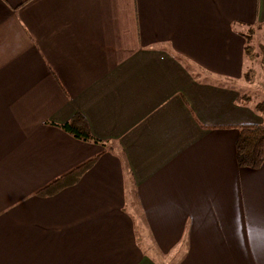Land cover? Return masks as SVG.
Returning <instances> with one entry per match:
<instances>
[{
  "label": "crops",
  "instance_id": "1",
  "mask_svg": "<svg viewBox=\"0 0 264 264\" xmlns=\"http://www.w3.org/2000/svg\"><path fill=\"white\" fill-rule=\"evenodd\" d=\"M261 22L264 0H0V264H159L144 232L209 264V234L264 207V163L235 160L238 125L262 121L229 84ZM77 113L100 143L60 127Z\"/></svg>",
  "mask_w": 264,
  "mask_h": 264
},
{
  "label": "rangeland",
  "instance_id": "2",
  "mask_svg": "<svg viewBox=\"0 0 264 264\" xmlns=\"http://www.w3.org/2000/svg\"><path fill=\"white\" fill-rule=\"evenodd\" d=\"M246 26H241L244 29ZM238 29V26H234ZM263 30L256 31L250 37V44L257 51V42H263L261 36ZM264 63V62H263ZM259 57L257 59H245V73L240 82L229 81V84H235L242 94L243 103L252 102V106L259 102H264V65ZM258 113V112H257ZM261 121H264V113H258ZM257 200L252 204L241 201L240 213L241 220L236 224H230L236 227L230 235H221L215 238L214 233L209 234V247L211 250L209 264H264V207L257 206ZM243 204V206H242ZM255 210V214L249 217L250 211ZM245 214L247 217H245ZM136 221V220H135ZM226 224H229L226 223ZM146 223L137 222L139 234L142 238V232ZM217 225V224H216ZM145 240L141 239L140 248L143 252L151 253L153 259L159 264H182V260L187 253L189 239L180 238L175 245L168 250H159L154 252L150 248L151 239L147 233H143ZM143 241V242H142ZM154 247V246H153ZM215 247H220L216 249ZM254 253V255H253Z\"/></svg>",
  "mask_w": 264,
  "mask_h": 264
},
{
  "label": "trees",
  "instance_id": "3",
  "mask_svg": "<svg viewBox=\"0 0 264 264\" xmlns=\"http://www.w3.org/2000/svg\"><path fill=\"white\" fill-rule=\"evenodd\" d=\"M263 26L264 22H261L255 26H246L238 32L245 39L244 51L247 60H254L259 57L262 63L264 62V38L263 42H258L257 51H254V47L250 44V37L256 31L262 29ZM242 99L243 97L241 96V100ZM246 102H248V99ZM253 108L255 112L264 113V102L257 103L255 107L253 106ZM60 127L77 139L100 143V140L94 138L90 134L85 119L78 113L73 115L68 122L61 124ZM238 128L239 134L235 142V160L237 166L240 168L256 170L264 163V122L242 123L238 125ZM94 160V157L89 158L68 171L58 175L50 182L36 190L35 195H51L60 189L73 184L94 162Z\"/></svg>",
  "mask_w": 264,
  "mask_h": 264
}]
</instances>
